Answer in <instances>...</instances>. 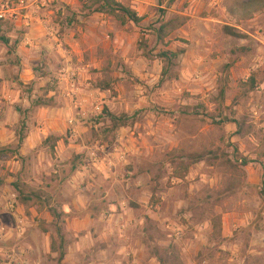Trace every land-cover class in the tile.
Masks as SVG:
<instances>
[{
	"label": "rangeland",
	"instance_id": "374dc122",
	"mask_svg": "<svg viewBox=\"0 0 264 264\" xmlns=\"http://www.w3.org/2000/svg\"><path fill=\"white\" fill-rule=\"evenodd\" d=\"M92 1L0 0V57L41 19L16 133L62 132L0 150V264H264V4ZM104 107L133 117L109 133Z\"/></svg>",
	"mask_w": 264,
	"mask_h": 264
},
{
	"label": "crops",
	"instance_id": "0c3cea01",
	"mask_svg": "<svg viewBox=\"0 0 264 264\" xmlns=\"http://www.w3.org/2000/svg\"><path fill=\"white\" fill-rule=\"evenodd\" d=\"M23 21L25 23H30V25L26 23V25H28V31L23 34L24 36L20 34L19 38L13 42L14 48L8 49L7 47H4L3 53L5 55L0 57V74L2 77L0 78V112L2 113V117L0 119V150L15 149L19 153L31 151L42 145L44 140L50 134H53L56 137L62 135V132H55L54 130H49L44 127H34L26 131L22 142L19 143L18 133H16V129L13 126L14 123L18 122L20 117L18 110L22 109L26 112H29L28 109L30 108L31 104L29 103L27 97H19L20 92L18 89H16L17 86L15 85V78L12 77L11 74L16 75L18 73L16 81H23L21 79L26 77L28 73H30V75L33 74L35 67L33 65L37 61L35 57L32 59L30 58V55L32 56L34 54L33 50H31L30 48H26L24 42L20 41V39L34 44L38 36L33 32V28H35L36 26H40L39 22H41V19L37 15H30L28 16V19ZM4 38L5 37H3L2 31H0V41H5ZM39 42L40 41L38 40V43ZM45 54L50 55V52L47 51L45 52ZM5 66L11 67L12 72L9 70L10 73H7V71L3 69ZM20 71H22V73H25L26 75L20 74ZM26 82L27 80H24L22 83ZM31 101L32 99H30V102ZM24 102L27 103V105L24 104L25 106L21 108V105ZM2 104H4L5 107H3ZM53 112L54 109H52L51 113ZM8 119L12 120L10 126H6L4 124ZM9 188L10 186H8L7 184H3L0 182V192H2V194L9 192L14 196L16 193Z\"/></svg>",
	"mask_w": 264,
	"mask_h": 264
},
{
	"label": "trees",
	"instance_id": "16d2710c",
	"mask_svg": "<svg viewBox=\"0 0 264 264\" xmlns=\"http://www.w3.org/2000/svg\"><path fill=\"white\" fill-rule=\"evenodd\" d=\"M257 3L264 4V0H246V1L236 0L235 4L230 9V13L235 14L234 13L235 11L248 10ZM92 5H93V8L91 9V11L98 12V13H106V14L120 20L121 22L129 20V21L137 24L141 21V17L138 16L132 8L125 6V5L121 4L120 2H117L116 0H93ZM70 21H71V18L68 17V22H70ZM223 31L231 37H235V38L245 37L244 34L240 33L236 28L231 27V26L225 25L223 27ZM100 89H103V90L107 89V86H106V88H100ZM220 95L223 96V92H221ZM33 102L34 101H32V103ZM18 112L20 113L21 109H19ZM102 116L107 118L110 122V126L108 127V130H107V132H109V133H111L112 131L116 132L120 127L126 126L127 123L129 122V120H131L133 117L132 115H127L124 113L114 114V113L110 112L109 110H107V108H105V107L102 110ZM25 129L26 128H24V130H23L22 136L18 134L19 143L22 142V140L25 136V133H26ZM241 162L243 165L247 164V160H245V159H242ZM183 168L186 170L188 167L185 164V165H183ZM184 176H185L184 172H180V173L175 174V177H177V178H183ZM261 195H262V197H264V192H261ZM219 226H220L219 223H215L213 225L214 230L217 231L219 229ZM218 235H220L219 230H218ZM62 256H63V254H60V259H62ZM157 260H158L159 264H182V262L180 261L178 256H176L174 254H169V253L166 254V256H164V257L161 255H158Z\"/></svg>",
	"mask_w": 264,
	"mask_h": 264
},
{
	"label": "built area",
	"instance_id": "2783aa9c",
	"mask_svg": "<svg viewBox=\"0 0 264 264\" xmlns=\"http://www.w3.org/2000/svg\"><path fill=\"white\" fill-rule=\"evenodd\" d=\"M10 207H13V204L10 203Z\"/></svg>",
	"mask_w": 264,
	"mask_h": 264
}]
</instances>
